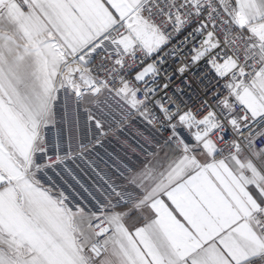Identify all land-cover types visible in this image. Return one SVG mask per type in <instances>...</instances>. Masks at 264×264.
Returning <instances> with one entry per match:
<instances>
[{"label": "snow or ice", "instance_id": "snow-or-ice-1", "mask_svg": "<svg viewBox=\"0 0 264 264\" xmlns=\"http://www.w3.org/2000/svg\"><path fill=\"white\" fill-rule=\"evenodd\" d=\"M0 264H264V0H0Z\"/></svg>", "mask_w": 264, "mask_h": 264}, {"label": "built area", "instance_id": "built-area-1", "mask_svg": "<svg viewBox=\"0 0 264 264\" xmlns=\"http://www.w3.org/2000/svg\"><path fill=\"white\" fill-rule=\"evenodd\" d=\"M143 133V135H141ZM149 132L138 122L128 123L123 131H118L115 135H110L105 143L106 148L113 154V157L126 159L127 156L139 155L140 153H133L132 149L138 147L139 144H145L147 141L145 136ZM166 135V134H165ZM127 154V156L125 155ZM115 161H113L114 163Z\"/></svg>", "mask_w": 264, "mask_h": 264}]
</instances>
